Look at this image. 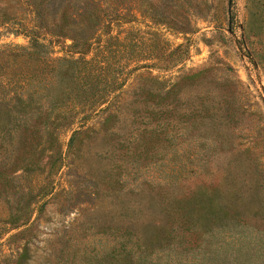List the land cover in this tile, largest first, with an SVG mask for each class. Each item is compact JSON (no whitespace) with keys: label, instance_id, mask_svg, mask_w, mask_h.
Segmentation results:
<instances>
[{"label":"rangeland","instance_id":"1","mask_svg":"<svg viewBox=\"0 0 264 264\" xmlns=\"http://www.w3.org/2000/svg\"><path fill=\"white\" fill-rule=\"evenodd\" d=\"M69 1L0 0V264H264V0H72L101 15L87 58L112 115L40 151L6 111L44 84L31 29L51 58L78 50L39 25ZM203 198L223 216L209 229L188 212Z\"/></svg>","mask_w":264,"mask_h":264},{"label":"trees","instance_id":"2","mask_svg":"<svg viewBox=\"0 0 264 264\" xmlns=\"http://www.w3.org/2000/svg\"><path fill=\"white\" fill-rule=\"evenodd\" d=\"M67 1L65 0L64 3L67 4ZM68 6L75 12L67 14V9L65 8L60 21L52 27L49 26V22L45 18V7H41L38 10V14L41 17L39 25L52 37L62 40L71 39L72 43L70 46L78 50H75L71 57L68 58H51L49 57L47 45L41 42L33 33L39 32L31 29V33L28 36L30 43L27 48H24V52L27 54V59L29 58L33 62L36 61L43 65V72L46 76L44 84L41 91H38V99H35L36 92L31 85L24 93L15 95L11 109L6 111V114L9 115L8 123L13 120L12 116L17 120L18 117L23 118V116L29 115L28 118H24L20 123L28 134L26 136L40 140L36 144V148L41 145L40 151L45 148L48 150L52 149L53 143L57 141L61 131H71L69 144L74 136L92 132L93 125L87 126L86 123L91 120L95 110L99 109L102 112L104 123L112 115L107 110V107L100 108L108 97L115 93V90L104 87L105 82L110 80L105 74V60H96L93 57L87 58L91 40L95 38L100 30L99 25L103 23L101 15L85 9L76 18L75 14L78 11L76 4H73L72 0H70ZM96 10L101 9H93V11ZM75 24H82L80 31L76 28L74 29ZM76 52L79 53L77 57L74 56ZM173 52L174 50L170 54ZM32 69L28 79L35 75ZM52 75L55 76L52 77ZM190 76L185 74L183 78ZM113 77H111L112 81L117 79H113ZM98 83L101 85L98 86ZM119 85L121 86V81ZM120 86H118V89ZM175 86L176 82H173L167 88L162 90L153 89L150 92L153 94V111L163 112L168 110L171 100L176 94ZM74 125L77 127H73ZM43 138L49 140L47 145H45V140H42ZM188 212L190 217H192V213H199L198 219L201 220V223L203 222L205 229L213 227L223 219L221 212L215 208L211 198H203L199 204L193 201Z\"/></svg>","mask_w":264,"mask_h":264}]
</instances>
